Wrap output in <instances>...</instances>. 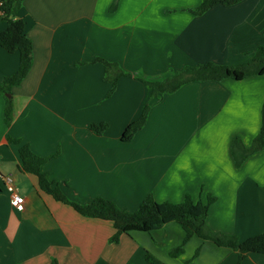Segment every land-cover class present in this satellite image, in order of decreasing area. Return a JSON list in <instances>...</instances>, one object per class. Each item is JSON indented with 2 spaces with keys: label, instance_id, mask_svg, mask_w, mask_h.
Returning <instances> with one entry per match:
<instances>
[{
  "label": "crops",
  "instance_id": "crops-1",
  "mask_svg": "<svg viewBox=\"0 0 264 264\" xmlns=\"http://www.w3.org/2000/svg\"><path fill=\"white\" fill-rule=\"evenodd\" d=\"M202 1L25 0L11 17L32 42V66L10 94H0V264H150L146 252L163 264L238 260L236 252L197 237L171 257L184 237L176 223L110 244V222L78 215L19 170L21 145L49 159L42 171L80 205L102 198L132 213L148 195L172 204L213 196L212 234L244 241L264 233V150L240 166L231 153L235 138L248 149L260 131L264 75L188 83L159 100L142 82L204 63L240 64L264 46V0L192 15ZM6 28L0 23V32ZM96 58L132 77H120L108 95ZM18 66L19 54L0 48V84ZM6 97L13 105L8 126ZM147 103L145 126L121 141ZM100 123L107 125L101 136L88 130ZM6 176L24 199L21 212L11 209ZM240 264H264V255L249 254Z\"/></svg>",
  "mask_w": 264,
  "mask_h": 264
},
{
  "label": "trees",
  "instance_id": "trees-1",
  "mask_svg": "<svg viewBox=\"0 0 264 264\" xmlns=\"http://www.w3.org/2000/svg\"><path fill=\"white\" fill-rule=\"evenodd\" d=\"M25 0H4L0 5V23H6L7 28L0 32V48L8 53L19 54V66L17 71L10 77L5 78L0 84V94H10L13 87L18 86L27 76L32 66V42L23 32L20 22L11 21L21 8ZM244 0H203L195 9L190 10L194 16H201L217 5L231 7ZM93 63H100L104 69V81L111 85L109 94H112L117 80L122 76L132 77L120 70L113 62L96 58ZM264 75V46H259L244 62L236 65H218L204 63L195 67L177 72L160 81H142L150 89L151 99L159 100L164 95L173 94L188 83L222 82L227 79L241 81L244 79ZM150 104H146L140 116L131 122L123 131L121 141L129 142L146 124ZM13 105L10 98H5L4 122L8 126L12 122ZM107 125L89 124L88 130L96 136H101L106 131ZM13 141V140H12ZM13 144H20L14 140ZM264 150V103L261 109V126L258 135L250 148L246 149L238 139H234L231 145V153L236 166H240L247 157ZM240 151V152H237ZM20 158L19 170L22 173L36 177L38 187L44 194L50 196L56 202L71 207L78 215L101 221L110 222L114 234L109 239L110 244H117L122 235L132 232L151 233L160 230L169 223L178 224L184 232L181 244L169 252L173 258L183 252V246L192 237L203 241H210L215 246L227 248L237 253L240 264L249 254L264 255V233L240 241L235 235L212 234L207 225L209 208L215 198L208 196L205 203L195 202L190 196H186L181 204L168 202L158 203L152 195H148L139 205L135 212H126L113 202L96 198L91 203L80 205L70 201L61 189L50 182L47 175L42 171V166L49 160L33 154L28 146L21 145L18 149ZM145 259L150 264H163L148 252ZM51 264H57L54 260Z\"/></svg>",
  "mask_w": 264,
  "mask_h": 264
},
{
  "label": "built area",
  "instance_id": "built-area-1",
  "mask_svg": "<svg viewBox=\"0 0 264 264\" xmlns=\"http://www.w3.org/2000/svg\"><path fill=\"white\" fill-rule=\"evenodd\" d=\"M4 184L7 192L11 196L10 204L13 212H21L23 210L24 199L16 194L15 188L10 176L4 178Z\"/></svg>",
  "mask_w": 264,
  "mask_h": 264
},
{
  "label": "water",
  "instance_id": "water-1",
  "mask_svg": "<svg viewBox=\"0 0 264 264\" xmlns=\"http://www.w3.org/2000/svg\"><path fill=\"white\" fill-rule=\"evenodd\" d=\"M9 97V95H7Z\"/></svg>",
  "mask_w": 264,
  "mask_h": 264
}]
</instances>
